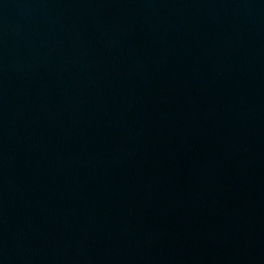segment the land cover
I'll return each instance as SVG.
<instances>
[{"label":"water","instance_id":"obj_1","mask_svg":"<svg viewBox=\"0 0 264 264\" xmlns=\"http://www.w3.org/2000/svg\"><path fill=\"white\" fill-rule=\"evenodd\" d=\"M0 264H264V0H0Z\"/></svg>","mask_w":264,"mask_h":264}]
</instances>
